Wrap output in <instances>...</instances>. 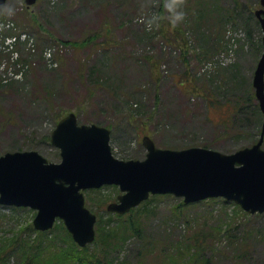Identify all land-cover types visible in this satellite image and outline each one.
Returning <instances> with one entry per match:
<instances>
[{"label":"rangeland","instance_id":"obj_1","mask_svg":"<svg viewBox=\"0 0 264 264\" xmlns=\"http://www.w3.org/2000/svg\"><path fill=\"white\" fill-rule=\"evenodd\" d=\"M193 2L180 0L171 14L169 0H37L27 14L24 0H6L0 15V155L36 149L48 161H59V149L43 138L55 126L54 120L68 112L81 123L108 127L112 153L123 159L145 157L143 135L161 148L206 145L224 153L256 142L264 120L256 98L245 103L238 119L228 108L249 82L252 86L262 46L256 49L251 44L243 23L225 17L231 7L235 12L233 0H204L205 7L222 10L221 16L206 21L187 14L186 7ZM238 3L237 11L244 15L248 7L253 14L261 7L259 0ZM177 11L184 13L179 19ZM177 23L183 35L182 30L176 34ZM248 26L257 39L254 22ZM210 30L213 33L207 37ZM259 33L262 43L260 28ZM118 193L114 185L84 191L97 219L102 214L113 222L116 215L106 210V204ZM104 199L101 206L96 204ZM148 200L149 211L135 212L143 242L160 240L166 246L193 228L204 225L214 232V226L222 225V233L212 236L214 249L220 250L214 264H264V211L244 212L233 202L216 198L188 203L178 214L175 207L182 197L155 194ZM34 215L29 207L0 204V246L14 244L1 263L23 264L19 247L31 241L40 264L43 260L47 264L48 255L60 259L52 264H78L60 256L75 248L69 233L58 229L53 236L48 234L53 243L47 248L42 243L44 250L37 254L40 239L25 229ZM124 238L103 254L102 261L173 264L162 256L137 253L136 239ZM240 248H246L245 254ZM183 259L188 260L186 253Z\"/></svg>","mask_w":264,"mask_h":264},{"label":"water","instance_id":"obj_2","mask_svg":"<svg viewBox=\"0 0 264 264\" xmlns=\"http://www.w3.org/2000/svg\"><path fill=\"white\" fill-rule=\"evenodd\" d=\"M6 0H0V14ZM36 0H25L30 6ZM254 11L262 30V53L252 86L264 114V0ZM264 121L258 140L231 153L192 146L160 148L142 137L143 159H119L112 154L110 130L78 123L73 112L61 117L50 132L60 161H48L37 150L6 151L0 155V204L36 210L37 230L50 229L61 219L81 247L95 238L96 215L85 206L81 190L114 184L121 193L106 209L124 214L149 194H173L185 203L223 197L254 213L264 211Z\"/></svg>","mask_w":264,"mask_h":264},{"label":"trees","instance_id":"obj_3","mask_svg":"<svg viewBox=\"0 0 264 264\" xmlns=\"http://www.w3.org/2000/svg\"><path fill=\"white\" fill-rule=\"evenodd\" d=\"M179 1L180 0H175V4H178ZM203 1L204 0H195V2H193V4L195 5L189 3L190 5L188 4L189 6L186 7L187 14L192 15L193 17H196V18H203L205 21L209 17H213L216 14H218V17L222 15V10L219 7L217 6L205 7L204 3L202 4ZM233 1L235 5L234 7L235 12H233L232 7H231V10H228L225 17L232 18V21L234 24L236 23L235 21H237L238 23H243L245 25V32H246V36L248 40L251 42V44H253V46H255L256 49H259L262 46L261 45L262 43L260 42L261 36L259 33L260 25H259L258 20L256 19V17L254 16L252 12V8L248 7L247 15H244L241 12L237 11L238 8L240 7L238 0H233ZM171 2L172 0H169V3ZM28 10L29 8H27L24 5L23 6L24 13L27 12L28 14ZM173 12H174V9H170V13L172 14ZM30 18L34 20L35 24H37L33 16L32 17L30 16ZM250 21H253L255 24V28H257V31H258L257 39L256 38L254 39L252 31L250 27L248 26ZM37 25L39 26V24ZM209 26L207 27L209 28ZM174 27H175V32L177 35H181L180 33L181 30H182V35L184 34V30L183 28L181 29L180 24L178 23L174 24L173 28ZM199 28H196V29L200 30ZM212 33H213V30H210L209 33L207 34V37L211 36ZM183 41L184 43H186V40L184 38H183ZM184 47H187V45H185ZM186 50L187 49H185V51ZM251 101L255 102V97H254V92L252 90L251 83L249 82V86L247 90H242L241 94L237 97L235 95L232 105L228 108L229 114H233V117L235 118L237 117V115L240 116L242 114L243 108H246V106H244L245 103L248 102L249 104ZM254 108L256 109L257 114L261 115L260 111L257 108V104H255ZM239 116L236 119H238ZM56 121L57 120H54L55 123ZM222 124L224 126L226 125L225 122H222ZM43 139L48 140L49 133H47ZM203 147H207V146L204 145ZM210 200H216V198L203 200V202L204 201L207 202ZM104 202H106L105 199L103 201L99 200L96 204L98 206H101ZM150 202L151 200L147 199L139 206L130 209V211L124 215L115 214L116 219L114 222L112 221L111 216H109L108 218H103L102 214H99V217L95 225L96 236L92 243V245L94 246L93 248L94 252L90 249V246H91L90 244L85 247H79L72 240H68L70 241V244L75 248V252H71V251L69 252L68 250H66L64 255L62 253V255L60 256L66 257L68 260H71V261L76 260L78 264H94L93 259H95L96 257H98V259L95 264H133L129 262L127 259L121 260L119 262H114L113 259H111L110 261H106V262L102 261L103 254L107 255L108 249L110 247L112 248L114 246H117V243L120 240L122 243L126 240V238L122 239V237H128V238L133 237L138 242L137 251H136L137 253L139 250L142 254H146V255L152 254L155 259H159V257L162 256V259L167 258L170 261V263H173V264H214L213 263L214 255L216 254V252H220V250L218 249L216 251L214 249L213 242H212V236L218 237L222 233L223 231L222 225L214 226V229H215L214 232H212V230L210 231L207 230L204 227V225L201 226L200 228H193V230L188 231L187 233H183L181 235V239L179 238L180 240L179 239L170 240V241L168 240L166 246H164L162 244L163 242H161L160 240L159 241L154 240L155 242L151 241L152 239H149L150 237L148 238L149 240H146V242H143L141 240L144 235V233H142V225L139 222L138 214H136V217H135V212H138L139 214H143L144 212L149 211V208L147 206L150 204ZM188 205H191V204H188ZM188 205L185 204L183 201H180L178 205L175 207V209H178L177 213L181 214L182 208L188 207ZM235 208L238 209L239 207L235 206ZM112 222L113 224H111ZM115 223H118V224L114 226ZM229 225L231 224H227V226ZM25 229L26 230L29 229L30 232L36 233V236L34 237V239L36 238L40 239L39 243L37 244V246L40 245V247H38V250L36 251L37 254H39V251L41 252V250L44 248V245L42 247V243L48 244L46 245L45 248H47V246L53 243L49 239V237L54 235L53 231L55 229L65 231V233L68 235V232L65 229L61 221L55 223L54 227L48 231H37L33 228L32 223H28ZM229 229L230 228H228L227 230ZM26 234H29V233L27 232ZM48 234L49 235L51 234V236H48ZM59 241L61 242V240ZM23 243H25L24 248L22 246L19 247L20 256H21V260L23 264H40L41 259L37 260L36 259L37 256L34 254L35 251L33 250V248L35 247V244L31 241H26ZM148 243H152V244L147 245ZM12 245L10 244L9 248H11ZM9 248H5L4 245L0 246V264H4L1 262L3 261V257L5 253L9 250ZM246 248L245 249L240 248V249H243L242 251L244 254L246 252ZM207 251H209V253H207ZM109 252L111 253V250ZM96 253H99V254L96 255ZM185 253L189 261L186 259H183V255ZM239 255H242V254H239ZM55 260H60V259L55 258L52 255H48L47 264H52ZM42 264H46L44 260L42 261ZM134 264H137V263H134Z\"/></svg>","mask_w":264,"mask_h":264},{"label":"clouds","instance_id":"obj_4","mask_svg":"<svg viewBox=\"0 0 264 264\" xmlns=\"http://www.w3.org/2000/svg\"><path fill=\"white\" fill-rule=\"evenodd\" d=\"M167 7L170 8V9H174L176 7L175 0H172L171 3H168ZM183 15H184V13L182 11L175 12V18L176 19L181 18Z\"/></svg>","mask_w":264,"mask_h":264}]
</instances>
